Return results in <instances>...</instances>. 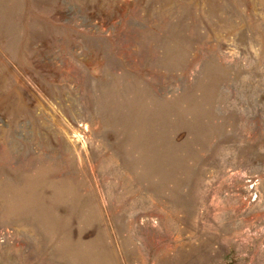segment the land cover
I'll return each mask as SVG.
<instances>
[{
  "label": "rangeland",
  "instance_id": "374dc122",
  "mask_svg": "<svg viewBox=\"0 0 264 264\" xmlns=\"http://www.w3.org/2000/svg\"><path fill=\"white\" fill-rule=\"evenodd\" d=\"M0 264H264V0H0Z\"/></svg>",
  "mask_w": 264,
  "mask_h": 264
}]
</instances>
